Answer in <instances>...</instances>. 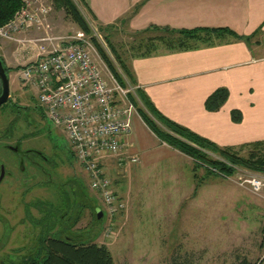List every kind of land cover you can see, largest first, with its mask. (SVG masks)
I'll return each instance as SVG.
<instances>
[{"label": "rangeland", "instance_id": "1", "mask_svg": "<svg viewBox=\"0 0 264 264\" xmlns=\"http://www.w3.org/2000/svg\"><path fill=\"white\" fill-rule=\"evenodd\" d=\"M74 1L93 33L101 35L104 45L99 26L106 27L123 57L128 53L152 52V42L146 41L149 30L121 32L120 18L117 22L99 25L82 1ZM145 1L140 0L131 11L124 13L122 25ZM50 3L51 33L67 35L79 30L65 11L55 6L54 0ZM160 27L157 35L165 36L170 46L175 44L173 34L177 29ZM39 35L41 33L34 29L26 34L28 37ZM200 35L197 39L208 40L211 34ZM21 46L0 39V55L12 67L9 72L10 100L0 107V145L5 141L14 144L20 139L23 147L45 149L54 162L46 166L48 173L38 170L36 179L23 183L22 178L31 177L27 170L23 175L18 172L17 179L7 176L2 182L0 264H23L25 257L38 254L44 238L60 237L62 229L58 213L62 208H69L72 213L74 224L70 229L73 235H82L79 239L83 242L105 245L116 264H264L261 245L264 193L256 194L241 185L244 170L238 167L234 175L226 178L200 170L199 176H204V182L199 184V178L194 176V160L166 142H157L155 135L152 141H145L150 149L140 152L139 161L129 171L128 168L115 169V158L104 159L118 205L115 211L108 210L100 192L92 188L67 136L47 119L37 90L20 78L17 67H21L26 58L22 57L25 54ZM106 50L115 62L111 51ZM138 132L143 140L144 134L150 133L142 125ZM154 140L158 144L154 145ZM239 151L247 153L246 150ZM209 154L220 158L215 153ZM11 155L8 149L1 147L0 157L15 170ZM80 191L85 195L82 196ZM94 205L103 208V220L97 222ZM27 217L25 224L19 225L20 219ZM4 219L10 224H5ZM15 227L11 238L1 244L5 239L4 232H11Z\"/></svg>", "mask_w": 264, "mask_h": 264}, {"label": "crops", "instance_id": "2", "mask_svg": "<svg viewBox=\"0 0 264 264\" xmlns=\"http://www.w3.org/2000/svg\"><path fill=\"white\" fill-rule=\"evenodd\" d=\"M139 1L84 2L99 25L120 18L121 32H150L146 41L152 42V52L123 57L132 73L129 84L136 88L128 97L141 92L162 115L222 147L242 149L264 141V0H147L122 25L124 13ZM160 26L177 30L226 27L237 35L213 34L207 40L174 32L176 43L170 46L165 36L157 35ZM222 87L230 93L228 105L209 111L206 100ZM234 109L240 111L241 121L231 117ZM133 120L125 156H141L140 152L151 147L145 141H152L154 135L157 142L161 141L139 112ZM141 125L150 131L144 140L138 132ZM157 142L154 140V145ZM114 161L115 169L128 171L135 164L118 165Z\"/></svg>", "mask_w": 264, "mask_h": 264}, {"label": "built area", "instance_id": "3", "mask_svg": "<svg viewBox=\"0 0 264 264\" xmlns=\"http://www.w3.org/2000/svg\"><path fill=\"white\" fill-rule=\"evenodd\" d=\"M21 1L14 16L0 24V39L22 45L26 58L20 78L37 90L47 119L62 129L92 188L100 192L108 210L115 211L118 205L103 161L107 157H114L118 165L139 161L136 154L124 155L138 113L128 94L136 88L120 84L84 31L51 33L50 0ZM31 29L41 35L26 36ZM240 184L260 195L264 174L244 170Z\"/></svg>", "mask_w": 264, "mask_h": 264}, {"label": "trees", "instance_id": "4", "mask_svg": "<svg viewBox=\"0 0 264 264\" xmlns=\"http://www.w3.org/2000/svg\"><path fill=\"white\" fill-rule=\"evenodd\" d=\"M82 4L84 3V0ZM21 0H0V24H5L14 16L21 6ZM54 4L58 9H63L67 17L73 23L84 31L87 35H91L92 40L100 52L102 59L109 66L112 74L116 76L121 85L128 87L127 81L132 78V73L128 62L123 58V54L117 50L113 40L110 39L106 32V27L99 26V31L105 39V44L99 37L93 33V29L89 27L83 13L74 0H54ZM85 6V5H84ZM86 7V6H85ZM181 35H185L196 39L201 33L205 34H235L232 29L226 27L219 28H203L176 30ZM237 35V34H235ZM242 37V36H239ZM113 54L115 62H113L108 51ZM6 71L9 74L12 67L8 66L4 57H2ZM18 69L21 67H17ZM2 83L0 79V94L2 93ZM137 96L130 94L133 97L136 108L142 119L145 120L147 126L153 131L163 142L178 149L188 157L194 160V176L198 179L199 184L204 182V176H199L200 170H206V174L217 175L226 178L232 176L237 171V168L250 171L256 174H264V141H259L248 145L242 149H234L233 147L219 146L213 140H209L202 135L197 134L192 129L175 122L165 115H162L157 109L151 106L147 97L142 96V93L137 92ZM228 89L222 87L206 100V107L209 111L219 110L223 107L224 102L229 98ZM45 115V113H44ZM231 117L234 121H241V113L238 109L231 112ZM239 150H246V154ZM208 151V152H207ZM215 153L220 158L209 154ZM198 184V185H199ZM77 192V191H76ZM81 195L85 194L81 192ZM93 206L94 216L98 219L97 208ZM102 218L101 220H103ZM76 221V220H75ZM100 219L97 220V222ZM262 243L264 248V224L261 230ZM71 237H52L42 240L41 248L37 255L24 258L23 264H116L113 254L105 245H99L96 242H83L79 239L82 235H73Z\"/></svg>", "mask_w": 264, "mask_h": 264}, {"label": "flooded vegetation", "instance_id": "5", "mask_svg": "<svg viewBox=\"0 0 264 264\" xmlns=\"http://www.w3.org/2000/svg\"><path fill=\"white\" fill-rule=\"evenodd\" d=\"M9 100H10V98H9ZM33 113H35V112H33ZM28 123L31 124V122H29V121H28ZM27 139H28V137H27ZM1 147L8 149L12 153V155H11L13 157L12 164H14V162H15V164L13 166V167H15V170L12 167L9 168L6 164V162L3 161V159L0 157V179H1L0 180V186H1L2 182L6 179L7 176L12 177L13 179H17L18 172H19V174L23 175L25 172H27V170H29L31 177H29V178L24 177L21 179V181L24 183V181H26V180L36 179L38 176V170L46 173L47 172L46 166L54 162L53 159H50L49 153L45 149L39 148L37 146L36 147H33V146H24L23 147V140H20V139H16L14 144H10L9 142L5 141V142L1 143L0 149H1ZM12 164H10V165H12ZM43 180H44L43 182L46 181V179H43ZM3 198H4V196L0 193V210L3 209V208H1ZM37 208L40 209L39 207H37ZM58 217H59L58 219L60 221L59 225L61 226V229H62V235L61 236L74 238L73 233L71 232V229H70L74 224V219L72 217V213L70 212L69 208H62V210H60L58 213ZM29 218H31V217H29ZM55 219L57 220V218H55ZM4 220H6V223L4 221L5 224H7V223L10 224L9 220H7V219H4ZM27 220H28V217L25 219H23V218L20 219L19 225L25 224V222ZM15 229H16V227L13 229L11 228V232H7V233L4 232L5 239H4V242L1 244L4 245L5 241L8 238H11V234L13 233V230H15Z\"/></svg>", "mask_w": 264, "mask_h": 264}, {"label": "water", "instance_id": "6", "mask_svg": "<svg viewBox=\"0 0 264 264\" xmlns=\"http://www.w3.org/2000/svg\"><path fill=\"white\" fill-rule=\"evenodd\" d=\"M0 79H1L2 90H3L2 93L0 94V107H1L3 104L8 102V100L10 98V91H11L10 90L9 74L6 71V67L4 65V61H3L1 55H0ZM103 214H104V212H103L102 208L98 207L97 208L98 219L101 220L104 217Z\"/></svg>", "mask_w": 264, "mask_h": 264}]
</instances>
